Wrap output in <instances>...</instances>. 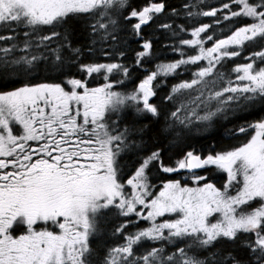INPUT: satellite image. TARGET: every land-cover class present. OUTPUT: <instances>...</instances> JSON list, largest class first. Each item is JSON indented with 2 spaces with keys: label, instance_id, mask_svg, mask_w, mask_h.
<instances>
[{
  "label": "snow or ice",
  "instance_id": "6c2138e0",
  "mask_svg": "<svg viewBox=\"0 0 264 264\" xmlns=\"http://www.w3.org/2000/svg\"><path fill=\"white\" fill-rule=\"evenodd\" d=\"M0 264H264V0H0Z\"/></svg>",
  "mask_w": 264,
  "mask_h": 264
},
{
  "label": "trees",
  "instance_id": "16d2710c",
  "mask_svg": "<svg viewBox=\"0 0 264 264\" xmlns=\"http://www.w3.org/2000/svg\"><path fill=\"white\" fill-rule=\"evenodd\" d=\"M129 2L133 7H136V6L142 7L148 2V0H129ZM219 2L220 0H208V3L210 4H219ZM167 3L170 5L179 7L181 4L184 3V0H167ZM78 19H80L81 23H83L82 18H78ZM125 27L128 29L127 33L124 34L127 40V45H124V47L126 48L127 57H128L127 61L125 62L131 65L132 60L135 56V51L140 49L143 41L132 35L130 25H126ZM143 35L145 39H151L153 41L154 62L152 64L145 65L146 68L151 70L154 68L155 63L166 61L172 58L171 51L163 47V44L167 43L168 41L164 39L161 33L156 31L155 25H152L150 27L143 26ZM81 43H84V38L79 36L78 34L76 38V44L79 45ZM72 71L75 72V69H72ZM142 71L143 70L134 74L133 81L135 82V84H138L139 80L144 78ZM137 77H139V79H137ZM102 82H103L102 78H97V80L94 83H92L91 86H94V87L98 86ZM176 82H179V81L178 80L172 81V83H176ZM133 86L134 85L132 82H128V90H131ZM170 87H171V84H169V88ZM244 115H247V114L245 113ZM256 119H257L256 116H248L247 120L240 119V120H236L234 123H227V122L221 121L220 124H218L214 129H211L207 134L202 135V136H196L189 143L195 146L198 150L203 151V152H207L213 146L216 148L217 151L221 149L231 150L233 147L239 146L240 144L246 142L248 138H250V136H247L246 134H237L236 137H232L231 130L239 126H247L248 123H254ZM151 135L152 134L149 133V136ZM145 140L150 146L158 143L155 140V137L149 140L148 136H146ZM164 144L166 145L167 142H164ZM186 147H187L186 145L172 147V149L168 151L164 156L165 164L166 165L173 164L176 159L180 158L182 150L185 149ZM170 157L171 159H169ZM199 171L201 172V174L213 175L211 173H206L204 170H199ZM151 175L155 182L156 180L163 182L164 178L168 176H171L172 178H177V179L180 178V176H178L175 173L166 174L156 169H153ZM215 175H222V174L216 173ZM213 182L217 183V186H219V184L222 181L214 179ZM105 227L110 231V228H111L110 225H106ZM131 230L134 231V229H131ZM223 250L225 253L227 251H233L234 255H238L241 258H246V253L244 251L234 250L233 246L231 245L223 246ZM104 252H105V249L103 247H97L96 255L98 256L100 260H103Z\"/></svg>",
  "mask_w": 264,
  "mask_h": 264
},
{
  "label": "flooded vegetation",
  "instance_id": "af4514ba",
  "mask_svg": "<svg viewBox=\"0 0 264 264\" xmlns=\"http://www.w3.org/2000/svg\"><path fill=\"white\" fill-rule=\"evenodd\" d=\"M139 83V82H138ZM99 86V85H98ZM155 184L159 186L161 184V181L156 180Z\"/></svg>",
  "mask_w": 264,
  "mask_h": 264
},
{
  "label": "rangeland",
  "instance_id": "374dc122",
  "mask_svg": "<svg viewBox=\"0 0 264 264\" xmlns=\"http://www.w3.org/2000/svg\"><path fill=\"white\" fill-rule=\"evenodd\" d=\"M99 86H100V85H99ZM163 182H164V181H163ZM163 182H161V184H160V185H162V183H163ZM160 185H159V186H160ZM159 186H157V187H159ZM192 186H194V185H192Z\"/></svg>",
  "mask_w": 264,
  "mask_h": 264
},
{
  "label": "water",
  "instance_id": "95a60500",
  "mask_svg": "<svg viewBox=\"0 0 264 264\" xmlns=\"http://www.w3.org/2000/svg\"><path fill=\"white\" fill-rule=\"evenodd\" d=\"M199 171V170H198Z\"/></svg>",
  "mask_w": 264,
  "mask_h": 264
}]
</instances>
